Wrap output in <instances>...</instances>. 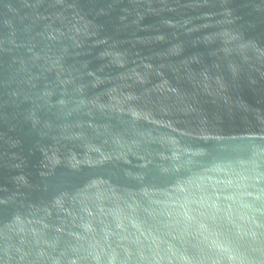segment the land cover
<instances>
[{
  "label": "water",
  "instance_id": "obj_1",
  "mask_svg": "<svg viewBox=\"0 0 264 264\" xmlns=\"http://www.w3.org/2000/svg\"><path fill=\"white\" fill-rule=\"evenodd\" d=\"M0 264H264V0H0Z\"/></svg>",
  "mask_w": 264,
  "mask_h": 264
}]
</instances>
